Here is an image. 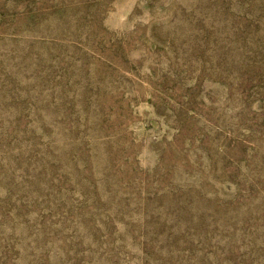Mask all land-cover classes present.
Instances as JSON below:
<instances>
[{
    "label": "rangeland",
    "instance_id": "374dc122",
    "mask_svg": "<svg viewBox=\"0 0 264 264\" xmlns=\"http://www.w3.org/2000/svg\"><path fill=\"white\" fill-rule=\"evenodd\" d=\"M0 264H264V0H0Z\"/></svg>",
    "mask_w": 264,
    "mask_h": 264
}]
</instances>
